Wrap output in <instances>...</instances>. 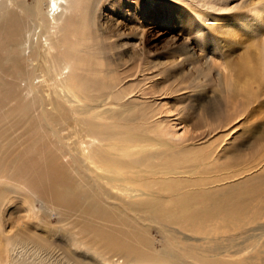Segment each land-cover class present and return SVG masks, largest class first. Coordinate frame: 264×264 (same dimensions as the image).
Returning <instances> with one entry per match:
<instances>
[{
	"label": "rangeland",
	"instance_id": "rangeland-1",
	"mask_svg": "<svg viewBox=\"0 0 264 264\" xmlns=\"http://www.w3.org/2000/svg\"><path fill=\"white\" fill-rule=\"evenodd\" d=\"M77 1L37 30L41 51L70 68L58 79L72 105L39 72L28 87L1 53L11 73L0 78V264H264V81L253 95L233 89L251 47L242 32L238 43L222 35L260 0H218L222 11L105 0L95 15L98 0ZM29 55H17L26 72L39 64ZM153 141L171 146L146 165L127 157ZM112 168L117 182L103 178ZM122 178L147 194H122ZM20 240L48 247L14 259Z\"/></svg>",
	"mask_w": 264,
	"mask_h": 264
},
{
	"label": "bare ground",
	"instance_id": "bare-ground-1",
	"mask_svg": "<svg viewBox=\"0 0 264 264\" xmlns=\"http://www.w3.org/2000/svg\"><path fill=\"white\" fill-rule=\"evenodd\" d=\"M104 1L105 0H98L99 4L94 6L93 15L97 13V9L99 10L100 7H102V3H105L108 0ZM33 2V5L28 6L25 2H18V0H0V78L11 73L1 57L3 50H8L10 56L9 59H6V62L14 66L15 70L17 69L21 75V79H23V77L27 78L28 87L29 81L34 75V72H39L41 77H35V80L42 78L43 82L41 84L46 85L47 89H51L50 91H53L55 96L63 101L64 104L72 105L75 101L68 91V88L71 89L72 86L66 84V78L58 79L64 70L70 68L68 66H65L64 68L60 67L58 56L50 54V50L53 49L52 47L47 46L45 52L41 51L39 42L44 36L42 34L43 31L37 34V30L45 29L44 23H47L48 21L53 26L57 25L58 21L63 17V12L74 9L79 5V2L77 0H33ZM44 2L48 3L46 11L43 9ZM197 2L202 4L201 7H211L212 10L222 11L218 7L221 3L218 0H197ZM64 3H67L68 7H65ZM93 4L94 3H90L91 6ZM237 32H242L241 34L245 35L244 38L247 41V44L250 45L251 49L246 50L245 54L241 57V60L237 63L236 68L234 69L237 80L242 83L239 84L237 83V80L234 81L233 89L234 87L241 85L242 91H245L248 95H253V85L257 82L264 81V0L249 4L244 10V13L234 19L228 27L222 31V35L227 38L232 37L238 43L239 38L236 34ZM28 35L31 36L28 38ZM35 36H37L38 40L36 44L33 41ZM203 42H205V39L202 38L201 33L199 43L202 45ZM28 44L29 48H26ZM118 44L123 47L126 43ZM28 49L30 50L29 61H34L35 58H38L39 61L36 69L30 72L23 70V63L17 56L18 52L26 53ZM206 69H208L204 70L206 72L212 70L209 66L206 67ZM88 83V81L84 80L80 88L85 91L88 90L90 88ZM229 86L231 85L229 84ZM30 92L32 93L31 88ZM162 127L163 125H160L158 129H162ZM166 146L169 147L171 144L169 142L153 141L152 144H144L143 146L138 147L133 154L127 155V157L138 156L141 154L142 157L140 158L145 159L144 157L148 156L145 162L139 164L146 165L152 160V150H159ZM140 168L143 169V167ZM109 174L114 178H103L109 179L113 182H117L115 179L121 178L118 169L112 168L109 171ZM179 174L182 175V173H175L176 176ZM51 176L52 174L43 175L40 181L46 182ZM120 180L121 181L117 184L118 191L122 194L126 193L130 197L144 196L147 194L144 190L143 193L141 192L138 194L136 189L129 187L127 182L130 180L125 178ZM186 202V200L181 201L183 207L188 205ZM29 241L30 240H20L13 242V244H9V247L11 248L10 251L12 253L16 252L14 259L19 258L25 250L28 252L29 250H34L38 253L46 252L44 251V249L48 247L46 243L41 241L36 247L28 249V247H33ZM127 248L129 251H132L131 254L136 258L135 251L137 250V245L136 247L135 245L127 246ZM0 253H2L1 250ZM164 264L168 263L164 262Z\"/></svg>",
	"mask_w": 264,
	"mask_h": 264
}]
</instances>
